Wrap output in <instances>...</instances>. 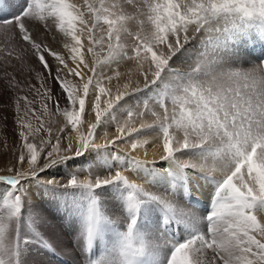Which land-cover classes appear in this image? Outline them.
Here are the masks:
<instances>
[{"label": "snow or ice", "instance_id": "1", "mask_svg": "<svg viewBox=\"0 0 264 264\" xmlns=\"http://www.w3.org/2000/svg\"><path fill=\"white\" fill-rule=\"evenodd\" d=\"M0 35L11 89L24 91L7 67L30 56L60 90L38 73L34 98L16 96L0 264H29L33 245L55 251L28 203L32 184L63 203L87 264H264V0H0ZM120 144L123 155L112 151ZM81 157L97 163L77 168ZM61 166L76 168L66 182ZM198 188L208 193L200 214L185 206Z\"/></svg>", "mask_w": 264, "mask_h": 264}, {"label": "rangeland", "instance_id": "2", "mask_svg": "<svg viewBox=\"0 0 264 264\" xmlns=\"http://www.w3.org/2000/svg\"><path fill=\"white\" fill-rule=\"evenodd\" d=\"M33 34L40 39L43 43H46L54 51H63L62 43L54 40L51 34H45L43 26L34 27L30 25ZM4 37L0 35V45L3 44ZM250 51V50H249ZM252 53V52H248ZM48 62L51 66L52 73L55 74L58 67L57 63L52 57H47ZM128 64L127 62L120 65L119 70L121 72L127 71ZM9 73L17 77V82L20 86L24 87L23 92H17L14 89H11L7 84V81L4 77L5 71V62L0 61V175H7L6 168L11 166L15 162L16 154L19 151V137H18V127L16 124L17 112L15 107V99L17 95H26L29 100L33 99L31 93L27 89L28 83L37 84L36 76L38 73L43 74V78L46 79V83L49 87L53 89V94L58 96L60 90L58 86L48 79V73L45 72L39 62L30 56H26L25 63L21 64L20 62H13V66L7 67L6 69ZM107 71V69H106ZM78 79V78H76ZM38 86V84H37ZM36 107H39L40 100L36 98ZM21 103V110L23 111V101ZM135 101H132V105L135 106ZM61 108L66 107L64 101H61ZM87 119H93V116L87 117ZM63 118H57V123L52 125L53 133L55 135V129L57 126L62 123ZM35 126L36 121L33 119L31 121ZM87 126L85 125V128ZM114 125L105 127V131L114 132ZM111 134V133H110ZM151 135H155L154 133ZM65 145L67 140L64 141ZM85 160V163L82 165H77V168L87 167L89 163L96 164L95 160H86L85 157L78 158ZM62 171L57 174V178L61 182H66L67 173L76 171V168H63ZM54 170H50V173ZM106 174L103 173L101 169H94V175ZM80 178L83 179L87 173L80 172ZM50 178V177H45ZM31 189V198L28 203L34 205L32 212L39 220L37 228L45 238L49 241L55 251L40 250L37 251V246L33 245L31 254L25 250V256L29 259V264H87L85 254L81 253L79 248L76 245V237L73 234V227L70 226L69 221L65 214V209L63 203L55 197L45 195L41 190H39L35 184L29 186ZM186 198V197H185ZM187 199V198H186ZM188 201L187 207L191 205V210L196 211L197 214H200L205 207L207 206V201L200 203L199 205ZM206 204V205H205ZM115 218V217H114ZM176 229V226H174ZM29 231V229H25ZM179 231L182 233L184 231L183 226H180ZM158 235V234H157ZM106 238L111 240L112 234L107 233ZM163 239H167L165 235ZM162 242V241H161ZM75 256V257H74ZM63 259L68 260L64 263Z\"/></svg>", "mask_w": 264, "mask_h": 264}, {"label": "bare ground", "instance_id": "3", "mask_svg": "<svg viewBox=\"0 0 264 264\" xmlns=\"http://www.w3.org/2000/svg\"><path fill=\"white\" fill-rule=\"evenodd\" d=\"M241 47V50L243 51V52H246V53H248V52H253V48L252 47H249V46H245V45H241L240 46ZM250 50V51H249ZM258 50H259V45L257 44L256 46H255V51L258 53ZM85 131H86V128H85ZM105 131V128H102V129H100L99 130V132H100V136H102L103 135V132ZM113 134L114 132H111V130H110V132H109V134ZM110 134V135H111ZM154 136L155 135H150L148 138L149 139H153L154 138ZM97 142H102V140H100V139H98V141ZM117 150H119L120 151V154L121 155H123L124 154V151H125V146L123 145V144H120V146H119V149H112V151H117ZM156 152H157V150L154 148V146H152V145H149L148 146V157H147V159H149V160H153V159H155L156 161H157V166L159 167V160H158V155L156 154ZM91 155H94V154H91ZM137 155H139V157L140 158H144L143 157V151L141 150L139 153H137ZM126 175H128V177H129V179L130 180H135L136 182H143L142 180H139V179H137V177L133 174V173H131V172H129V173H126ZM152 191H156L157 190V188H152L151 189ZM187 198V197H186ZM185 198V200H187ZM192 203H194V204H197V205H199L200 203H203L204 201H207L208 202V193H207V191H205V190H203V189H196L195 191H193L192 192V194H191V200H190ZM191 203V204H192ZM206 205V204H205ZM114 218V217H113ZM171 232L172 233H176L177 232V228L175 229L174 228V226H173V228L171 229ZM167 236V235H166ZM158 237H159V234H158ZM75 257V256H74ZM63 261H64V263L65 262H67L68 260H65V259H63ZM68 264V263H67Z\"/></svg>", "mask_w": 264, "mask_h": 264}]
</instances>
